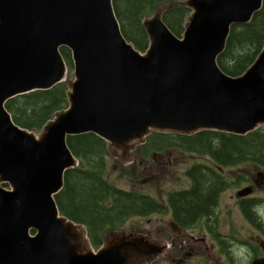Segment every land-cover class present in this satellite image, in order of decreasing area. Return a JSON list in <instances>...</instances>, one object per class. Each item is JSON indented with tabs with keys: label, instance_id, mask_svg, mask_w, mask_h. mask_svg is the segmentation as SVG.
Wrapping results in <instances>:
<instances>
[{
	"label": "water",
	"instance_id": "95a60500",
	"mask_svg": "<svg viewBox=\"0 0 264 264\" xmlns=\"http://www.w3.org/2000/svg\"><path fill=\"white\" fill-rule=\"evenodd\" d=\"M181 5L192 10L183 35L160 10L144 21L142 52L124 36L113 0H0V264H142L165 252L125 232L96 249L86 226L61 213L56 195L80 164L69 137L94 134L127 162L152 132L245 136L264 127V46L239 76L218 65L232 27L249 23L263 0ZM62 48L74 73L68 108L40 133L20 127L7 102L66 82Z\"/></svg>",
	"mask_w": 264,
	"mask_h": 264
},
{
	"label": "trees",
	"instance_id": "16d2710c",
	"mask_svg": "<svg viewBox=\"0 0 264 264\" xmlns=\"http://www.w3.org/2000/svg\"><path fill=\"white\" fill-rule=\"evenodd\" d=\"M182 1L185 0H113V5L124 36L144 52L149 46L144 21L160 10L171 31L178 37L183 35L192 10L181 5ZM263 46L264 0L262 9L249 23L232 27L218 65L227 74L239 76L255 62ZM61 52L72 71L70 50L62 48ZM69 91L70 83L62 82L50 90L15 97L7 102L6 108L17 125L39 133L59 112L68 108ZM146 141L141 149L145 155L177 147L209 157L222 167L264 165V127L245 136L216 131L193 136L153 132ZM68 145L80 164L66 172L65 185L56 195V202L64 216L86 226L96 249L104 244L106 234L122 231L130 219L164 211L163 205L152 196L120 189L105 178L111 151L103 139L84 134L69 137ZM188 174L194 181L191 189L170 191L169 200L176 220L193 224L200 217L214 213L221 194L232 187V183L203 166L193 167ZM252 202H245V207Z\"/></svg>",
	"mask_w": 264,
	"mask_h": 264
},
{
	"label": "flooded vegetation",
	"instance_id": "af4514ba",
	"mask_svg": "<svg viewBox=\"0 0 264 264\" xmlns=\"http://www.w3.org/2000/svg\"><path fill=\"white\" fill-rule=\"evenodd\" d=\"M171 148L160 152L152 151V153L164 154L167 150H171ZM174 149L182 151L177 147ZM139 151L142 152L144 157L146 156L143 153L144 150L139 149ZM201 157H205L207 161L193 162L185 169L184 175L188 179L189 186L182 190L191 189L194 181L188 172L195 166L206 167L211 169L215 174L224 176L232 183V187L221 194L219 205L216 207L214 213H211L210 216L200 217L193 224L176 220L175 210L169 200V193L166 194L165 200H157L163 205L164 211L155 215H167L168 219L165 222L158 221L152 228H142L138 233L164 244L166 250L154 260L146 261L142 264H264V254L260 255L264 251V242H262L264 240L260 239L262 240L261 242L252 243L236 234L224 233L221 230V197L226 191L234 188V186L239 184L237 186L239 187L243 179L239 177L238 180L234 181L235 176L231 171L233 167H222L212 162L209 157ZM258 167L262 169V173H260L262 176L259 175V179H255V187L263 192L264 165ZM247 187H252L253 189L250 195L239 197L237 193L241 189L238 188L236 197L231 195V198L236 202L237 209L245 221L258 232V236L264 237V196L255 195L256 188L254 186ZM247 201L253 202L245 207V202ZM149 222L152 223L151 220Z\"/></svg>",
	"mask_w": 264,
	"mask_h": 264
},
{
	"label": "rangeland",
	"instance_id": "374dc122",
	"mask_svg": "<svg viewBox=\"0 0 264 264\" xmlns=\"http://www.w3.org/2000/svg\"><path fill=\"white\" fill-rule=\"evenodd\" d=\"M73 78V70H69L67 82L71 83ZM141 146V143L134 146L127 162H124L120 155L110 152L107 157L108 164L105 178L120 189L137 191L150 195L157 200H165L166 194L170 191L187 188L189 182L184 175L185 169L193 162L207 161L205 157L185 151L180 152L174 149L176 147H172L171 150H167L165 153L162 152L164 154L149 152L144 157L142 152L139 151L143 148ZM231 171L235 176L234 181L238 180L239 177L243 180H241L242 184L239 187H237L239 184L234 186L221 197V230L224 233L236 234L252 243H259L264 240V237L258 236V232L245 221L231 195L236 197L238 188L255 187V179H259V173H262V169L258 165L243 164L231 168ZM255 195L264 196V191H259L256 188ZM166 216L153 214L148 217H134L127 222L125 228L120 232L138 233L142 228H152L158 221L165 222L168 219ZM111 233L106 234L105 239ZM263 254L264 251L260 253V255Z\"/></svg>",
	"mask_w": 264,
	"mask_h": 264
}]
</instances>
